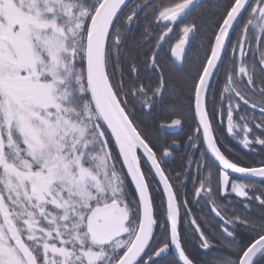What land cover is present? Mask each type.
<instances>
[{
    "label": "snow or ice",
    "instance_id": "6c2138e0",
    "mask_svg": "<svg viewBox=\"0 0 264 264\" xmlns=\"http://www.w3.org/2000/svg\"><path fill=\"white\" fill-rule=\"evenodd\" d=\"M149 6L147 0H0V264H163L171 247L177 256L169 264H264V212L219 211L211 175L199 180L193 196L208 197L229 241L231 251L223 252L192 214L194 201L174 186L166 159L179 146L166 134L191 119L187 140L199 150L196 173L211 161L220 196L236 194L246 210L253 202L264 209V190L249 195L254 184H230L234 173L264 186V158L255 166L233 162L214 128L226 118L227 132L264 156V0H227L203 58L189 61L184 117L158 122L154 131L141 126L137 113L154 111L174 86L159 52L171 25L187 19L200 0L156 9L152 23L167 30L139 57L157 73L155 85L140 82L135 51L154 29L141 25V43L131 52L127 46L128 32ZM199 30L195 22L183 26L172 49L177 59L188 61L185 46ZM226 53L231 67L217 99L214 80ZM242 108L251 115L236 123Z\"/></svg>",
    "mask_w": 264,
    "mask_h": 264
},
{
    "label": "trees",
    "instance_id": "16d2710c",
    "mask_svg": "<svg viewBox=\"0 0 264 264\" xmlns=\"http://www.w3.org/2000/svg\"><path fill=\"white\" fill-rule=\"evenodd\" d=\"M172 0H147V3L150 5L146 7L140 15V25H134L127 34V46L128 51H133L134 46L141 43V37L143 35V27L141 25L146 22L150 24L151 29H154L153 37L149 38L147 41H143L142 48H136V55L138 57V63L140 67V82L150 85H155L158 75L156 72L147 69L142 61L139 60V57L146 52L152 50L153 45L155 44V37L159 36L162 32L167 29L163 26H157L155 23H152V18L156 12V9L162 3H171ZM132 3L135 4H144L145 0H133ZM227 3V0H206L200 7H198L187 19L177 23L176 25H171L174 28V31L159 52L158 61L165 66V74L170 75L172 78L173 87L166 89L163 100H158L155 106V110L151 112L140 110L137 113V121L141 123V126L148 131H154L158 127V122L171 123V120L174 118H183L188 106L186 93V80L189 75L192 73L193 64L189 61H197L203 58L204 49L207 47L208 37L213 34V30L216 26L217 21L220 18V15L223 12L224 6ZM195 22L199 27V32L197 33L196 39L192 41L191 45H188L185 56L188 57V61H184L182 65H179L172 56V49L175 47V44L179 42L182 36V28L185 24ZM175 61V62H174ZM231 59L226 53L224 64L221 70L218 72L216 79L214 80V85L217 91V99L223 91V86L225 83L226 73L230 70ZM259 66H257V82L259 83ZM226 95V94H225ZM133 105L136 108H139V105L136 101H133ZM251 115L250 113L245 112L242 108L239 113H234V122L242 123L239 121L240 115ZM190 115V113H189ZM258 115V113L256 114ZM193 123L191 119L183 125L184 130L187 135L192 134ZM214 128L216 129V136L220 143L221 151L233 162L239 163L241 166H255L256 162L264 156H261L259 153L261 149L259 146L255 147V150L246 149L239 142L242 137L237 133L236 138L232 134L228 133L226 130V118L225 123L220 124L214 122ZM256 135H260L259 131L253 129ZM166 141H170V137L166 134ZM225 143V144H224ZM224 144V145H223ZM113 152L117 151L114 145H110ZM158 180V178H156ZM248 184H254L255 188L249 190V195H252L253 192L259 194V191L264 190V186H261L258 181H247ZM158 185H154L156 187ZM247 203L245 199H238L233 197L231 205V213L235 212L239 215H253L259 217L261 212H264V209H261L256 202L251 204L250 209H245L244 204ZM161 211L163 208L161 207ZM227 251H231L230 248H226ZM170 258H175L171 253L168 257L163 258L161 261L163 264H169Z\"/></svg>",
    "mask_w": 264,
    "mask_h": 264
},
{
    "label": "flooded vegetation",
    "instance_id": "af4514ba",
    "mask_svg": "<svg viewBox=\"0 0 264 264\" xmlns=\"http://www.w3.org/2000/svg\"><path fill=\"white\" fill-rule=\"evenodd\" d=\"M179 22L181 21H178L177 23ZM173 31H174V28H173ZM181 39H182V36H181ZM187 48H188V45L186 47V51H187ZM174 60L179 65L183 64V63L180 64L178 60L176 59ZM167 134L170 137V141L168 142L169 144L173 140L179 143L178 147H174L172 149V153H173L172 156L166 158L168 161V168L170 169V176L174 182V186L177 189H181L183 193L186 194L187 199L189 201H194L193 203L189 204V207L192 209V214L198 218V222L201 223V226L205 228L206 231L215 235L216 241H218V243H216V247L222 250L223 252H226L227 251L226 248H229L228 247L229 241L225 239L218 231L220 220L215 215V212L212 210V206L209 202L208 197L202 194L199 198H195L193 196V193L195 189L198 187V181L204 180L205 178L209 177V175H211V180L208 182L211 183L212 188H213V199L215 200L216 204L219 206L217 210L222 211V212L227 211L230 214L233 197H236L238 199H244V198L238 197L236 194H232L231 196L227 198H224L219 195L217 191L218 172H217L216 165L212 164L211 161H209L208 167L202 169L199 174L196 173V162L199 161L200 159L199 150L193 151L191 147L188 146L189 142L187 140V137L189 135H187L186 131L183 128V125L181 126V128L173 129ZM217 142L219 145L220 143L222 144L220 140L219 141L217 140ZM197 143H200V141L198 140ZM202 147L203 145L201 144V148ZM189 157H191V160H192L191 164L189 163ZM181 177H186L185 184H180L177 182L179 181ZM247 181L249 180L236 178L230 175V184L231 182L247 183ZM225 205H227V208H225ZM182 213H183V210H182ZM196 244H197V238L193 236L191 239L190 245H189L190 250H192L193 252L196 251ZM171 253L175 256L172 248L169 249L167 255L161 257V260L165 257H168V255H170Z\"/></svg>",
    "mask_w": 264,
    "mask_h": 264
},
{
    "label": "water",
    "instance_id": "95a60500",
    "mask_svg": "<svg viewBox=\"0 0 264 264\" xmlns=\"http://www.w3.org/2000/svg\"><path fill=\"white\" fill-rule=\"evenodd\" d=\"M133 0H131V2H132ZM206 0H200V6L205 2ZM178 21H180V20H178ZM177 21V22H178ZM171 34L172 33H170L169 34V36L166 38V40L163 42V44H162V46H161V49L165 46V44L168 42V40L170 39V37H171ZM187 47V45L185 46V48ZM173 55V58L174 59H176V60H178V62L180 63V64H182L183 63V61L182 60H179V59H177L175 56H174V54H172ZM142 150H140V152H141ZM138 155H139V151H138ZM230 175L231 176H234V177H236V178H240V179H244L243 177H241V176H239L238 174H234V173H230ZM245 180V179H244ZM249 181H255V180H252V179H248ZM172 248V250H173V252H174V254H175V256H177V250L175 249V247H171Z\"/></svg>",
    "mask_w": 264,
    "mask_h": 264
}]
</instances>
